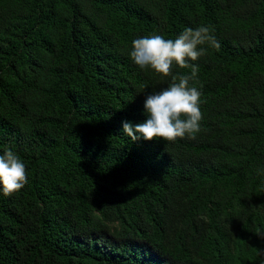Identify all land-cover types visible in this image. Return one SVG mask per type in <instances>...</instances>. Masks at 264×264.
<instances>
[{
  "label": "trees",
  "instance_id": "16d2710c",
  "mask_svg": "<svg viewBox=\"0 0 264 264\" xmlns=\"http://www.w3.org/2000/svg\"><path fill=\"white\" fill-rule=\"evenodd\" d=\"M198 26L200 131L133 141L171 77L131 41ZM8 149L28 182L0 191V264H264V0H0Z\"/></svg>",
  "mask_w": 264,
  "mask_h": 264
},
{
  "label": "clouds",
  "instance_id": "9594fccd",
  "mask_svg": "<svg viewBox=\"0 0 264 264\" xmlns=\"http://www.w3.org/2000/svg\"><path fill=\"white\" fill-rule=\"evenodd\" d=\"M219 47V43L207 26L185 27L174 39L153 34L131 41L129 58L141 69L151 68L163 77H171V83L146 96L143 112L146 119L132 124L123 121L124 133L133 141L163 139L175 142L177 138L195 139L200 131L203 114L200 109L201 93L189 82L196 78L198 68L191 63L206 54L203 45ZM190 68L189 75H173V66ZM27 170L21 157L8 149L0 154V191L10 196L27 184ZM264 237V232L257 231Z\"/></svg>",
  "mask_w": 264,
  "mask_h": 264
}]
</instances>
